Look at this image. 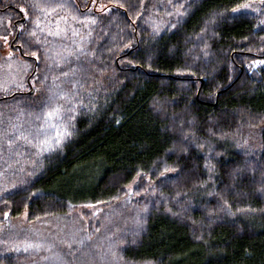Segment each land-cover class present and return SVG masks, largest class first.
<instances>
[{
  "label": "trees",
  "instance_id": "1",
  "mask_svg": "<svg viewBox=\"0 0 264 264\" xmlns=\"http://www.w3.org/2000/svg\"><path fill=\"white\" fill-rule=\"evenodd\" d=\"M253 2L0 0V264H264Z\"/></svg>",
  "mask_w": 264,
  "mask_h": 264
},
{
  "label": "rangeland",
  "instance_id": "2",
  "mask_svg": "<svg viewBox=\"0 0 264 264\" xmlns=\"http://www.w3.org/2000/svg\"><path fill=\"white\" fill-rule=\"evenodd\" d=\"M249 4L252 5L250 9L241 8L239 11L256 14L261 12V10L264 8V4H261V2H253ZM5 25L6 24H4L0 18V93H3L5 88L8 89V87L24 89L26 84V76L29 71L28 66L25 67V64H21L20 66L19 63L16 62L17 60L15 57L10 53L11 47L10 45L8 46V43H10V36L8 35L9 37H7L5 34ZM3 37H7V40L3 39ZM3 43L6 44L3 45ZM261 65L262 63H255L256 67Z\"/></svg>",
  "mask_w": 264,
  "mask_h": 264
},
{
  "label": "snow or ice",
  "instance_id": "3",
  "mask_svg": "<svg viewBox=\"0 0 264 264\" xmlns=\"http://www.w3.org/2000/svg\"><path fill=\"white\" fill-rule=\"evenodd\" d=\"M94 2H95V0H94ZM261 4H264V0H261ZM101 7H103V6H101ZM121 7H123V5H121ZM240 7L241 8H243V9H250L251 7H252V5L251 4H243V5H240ZM257 10H259V9H257ZM95 21H93V23H94ZM54 34H58V33H54ZM4 39L5 40H7V37H4ZM257 63H264V61H260V62H257ZM57 111H58V109H57ZM55 113L54 112H48L47 113V115L48 116H53ZM69 135H70V133H68ZM57 137H60L61 136V133H59V132H57ZM43 143H47V141H42ZM57 143H59V140H57Z\"/></svg>",
  "mask_w": 264,
  "mask_h": 264
},
{
  "label": "water",
  "instance_id": "4",
  "mask_svg": "<svg viewBox=\"0 0 264 264\" xmlns=\"http://www.w3.org/2000/svg\"><path fill=\"white\" fill-rule=\"evenodd\" d=\"M30 94H33V90L30 92Z\"/></svg>",
  "mask_w": 264,
  "mask_h": 264
}]
</instances>
